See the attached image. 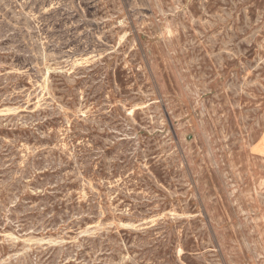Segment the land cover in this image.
Instances as JSON below:
<instances>
[{
	"label": "rangeland",
	"instance_id": "rangeland-1",
	"mask_svg": "<svg viewBox=\"0 0 264 264\" xmlns=\"http://www.w3.org/2000/svg\"><path fill=\"white\" fill-rule=\"evenodd\" d=\"M262 197L264 0H0V264H264Z\"/></svg>",
	"mask_w": 264,
	"mask_h": 264
},
{
	"label": "bare ground",
	"instance_id": "bare-ground-1",
	"mask_svg": "<svg viewBox=\"0 0 264 264\" xmlns=\"http://www.w3.org/2000/svg\"><path fill=\"white\" fill-rule=\"evenodd\" d=\"M156 2V1H155ZM162 10V9H161ZM160 11V10H159ZM166 12V11H165ZM175 12V11H174ZM27 13V12H26ZM28 15V14H27ZM171 19V18H170ZM193 21V20H192ZM36 29H38V28H36ZM113 30V29H112ZM40 33V32H39ZM47 35V34H46ZM43 39V38H42ZM42 43V42H41ZM40 43V44H41ZM42 48V47H41ZM43 50V49H42ZM184 50V49H183ZM111 51V50H110ZM128 52V51H127ZM83 60V59H82ZM124 60V59H123ZM195 94V93H194ZM80 103H81V101H80ZM203 106V105H202ZM141 107V106H140ZM10 109V108H9ZM202 109H204V108H202ZM205 111V110H204ZM203 116V115H202ZM89 120V119H88ZM210 151H211V148H210ZM211 153V152H210ZM214 157V156H213ZM212 157V158H213ZM222 175V174H221ZM226 178V177H225ZM227 185V184H226ZM229 187V186H228ZM170 189V188H169ZM236 192V191H235ZM230 193V192H229ZM231 194H232V192H231ZM232 195H234V194H232ZM231 196V195H230ZM260 196H261V194H260ZM259 196V197H260ZM262 198H264V197H262ZM237 203V202H236ZM235 204V203H234ZM186 207V206H185ZM252 210V209H251ZM135 213V212H134ZM253 213H254V211H253ZM136 215V214H135ZM188 216H190V215H188ZM181 217V216H180ZM248 218V217H247ZM240 226V225H239ZM238 226V227H239ZM203 227V226H202ZM255 230V229H254ZM159 231V230H158ZM253 231V230H252ZM152 233H154V232H152ZM11 235V234H10ZM141 238V237H140ZM139 238V239H140ZM147 238V237H146ZM9 239V238H8ZM159 239V238H158ZM146 241V240H145ZM245 241V240H244ZM167 243V242H166ZM144 245H146V244H144ZM148 245V244H147ZM164 245V244H163ZM251 246V245H250ZM248 248V247H247ZM249 249V248H248ZM209 251V250H208ZM254 253V252H253ZM255 254V253H254ZM202 256V255H201ZM197 258V257H196ZM198 259V258H197ZM201 260V259H200ZM203 260V259H202ZM210 263V262H209Z\"/></svg>",
	"mask_w": 264,
	"mask_h": 264
}]
</instances>
